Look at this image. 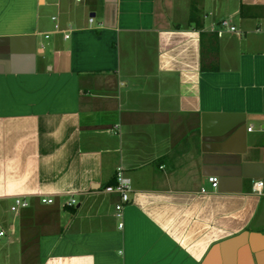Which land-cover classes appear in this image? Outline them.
<instances>
[{"label": "crops", "instance_id": "1", "mask_svg": "<svg viewBox=\"0 0 264 264\" xmlns=\"http://www.w3.org/2000/svg\"><path fill=\"white\" fill-rule=\"evenodd\" d=\"M257 180L264 0H0V264H264Z\"/></svg>", "mask_w": 264, "mask_h": 264}, {"label": "built area", "instance_id": "2", "mask_svg": "<svg viewBox=\"0 0 264 264\" xmlns=\"http://www.w3.org/2000/svg\"><path fill=\"white\" fill-rule=\"evenodd\" d=\"M92 20V19H91ZM221 26L230 29L231 31L236 30L234 26L229 25V21L223 20L221 21ZM212 30H216L213 28ZM222 30H218V34H221ZM249 130H252V127H249ZM210 182L212 185L216 187L218 185V178L215 176L210 177ZM254 189L260 193L264 194V180H257L254 183ZM105 190L110 193H116L119 196V201L116 204V215L119 218H122L124 208L127 204L131 201V193H132V181L131 179L125 174L123 167H119L115 174V183L111 185H107ZM41 202L43 203H53L54 199L49 196L42 195ZM77 203V199L71 197L67 202L66 205L74 206ZM30 205V201L24 197L16 196L14 198V202L11 205V210L17 212L20 208L28 207ZM120 227L123 226V222H120ZM4 234V231H0V236Z\"/></svg>", "mask_w": 264, "mask_h": 264}, {"label": "rangeland", "instance_id": "3", "mask_svg": "<svg viewBox=\"0 0 264 264\" xmlns=\"http://www.w3.org/2000/svg\"><path fill=\"white\" fill-rule=\"evenodd\" d=\"M11 212H13L14 213V211H11ZM5 227V226H4Z\"/></svg>", "mask_w": 264, "mask_h": 264}]
</instances>
